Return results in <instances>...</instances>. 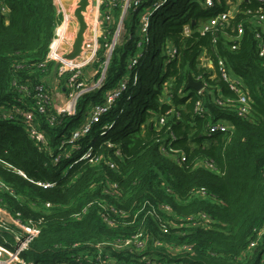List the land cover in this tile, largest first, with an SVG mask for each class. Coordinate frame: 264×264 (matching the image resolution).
<instances>
[{
	"label": "trees",
	"instance_id": "16d2710c",
	"mask_svg": "<svg viewBox=\"0 0 264 264\" xmlns=\"http://www.w3.org/2000/svg\"><path fill=\"white\" fill-rule=\"evenodd\" d=\"M227 1L235 0H214L211 9H204L202 0H168L164 6L167 49L160 66L155 65L150 40V45H144L137 68L125 78L126 90L93 125L91 134L81 142L82 148L77 145L79 150H71L66 140L88 119L92 106L104 101L105 92L124 79L127 60L135 54L138 40L132 26L127 31L130 39L112 52L102 89L79 97L75 115H57L50 107H46V115L36 114L35 123L46 144L29 139L20 121L0 118V182L9 188L0 189V207L12 214L20 213L23 220L40 222L38 236L20 255L25 263L85 264L76 259L86 252H97L94 245L142 232L148 237L145 253L134 251L128 255L136 263L159 257L164 264H264V234L257 238L264 227V60L257 55L255 27L247 14L261 8L264 15V6L256 0L237 3L227 29L229 38L217 31L214 44L215 36L201 35L198 27L230 9ZM2 2L8 13L0 15V106L17 105L21 110H30L37 85L50 87L47 81L54 78L67 89L69 74L56 78L57 69L55 74L54 64L49 62L44 70L39 68L46 60L58 15L53 0ZM148 3L143 0L141 10ZM238 24L244 30L232 50L231 39ZM185 25L191 30L188 36L183 34ZM101 45L94 62L97 69L104 59V43ZM170 47L176 55L168 62ZM204 52L213 62L212 71L199 65ZM219 58L248 90L249 118H239L233 110L213 103L217 90L233 96L217 74ZM197 75H202L208 88L202 96L207 112L204 117L194 114L197 97L186 88L187 78ZM16 86L26 87L27 93H18ZM161 116L166 117L163 126L158 124ZM52 117L55 120L50 123ZM219 119L232 127L231 133L207 136L208 121ZM108 125L111 128L105 137L111 147L95 148L92 156L98 162L79 161L89 137ZM170 134L175 137L171 146L185 154L182 164L163 156L156 142H165ZM201 160H211L217 173L196 167ZM109 162L114 163V169ZM14 171L22 172L24 177ZM200 189L205 190L204 197L195 195ZM145 202L168 205L172 214L163 219L174 228L166 234L158 230L153 219L144 217L149 207L130 228L109 229L102 220L104 204L129 211L132 216ZM201 214L209 219L208 225ZM158 240L163 246L156 248L154 242ZM252 240H257V245L249 250ZM169 246L178 247V252L173 254ZM123 254L113 256L128 260Z\"/></svg>",
	"mask_w": 264,
	"mask_h": 264
},
{
	"label": "built area",
	"instance_id": "2783aa9c",
	"mask_svg": "<svg viewBox=\"0 0 264 264\" xmlns=\"http://www.w3.org/2000/svg\"><path fill=\"white\" fill-rule=\"evenodd\" d=\"M143 0H99L97 9H101L104 12L102 16L104 19L100 21V17H94V24L96 26V32L98 30V26L104 28L103 32H107V27H109L113 23V14L112 10L115 9L118 5L121 7L120 16L118 24L112 34L111 39L108 43L104 44L106 49V56L104 61L100 63L99 70L100 76L97 78L96 82L92 84V86L88 89H84L75 95L72 96V103H76L79 97L83 96L85 93L90 91L100 90L103 86V81L105 79L106 69L108 66V62L111 58L112 52L116 46L121 45L123 42H126L127 38L130 39V33H128L125 29L124 21L130 13H135L137 15V29L138 40L135 41V54L132 57H129L127 60L126 68H125V76L119 85L110 91H108L104 95V101L100 104H95L92 106L90 110L89 117L86 121H84L79 127L74 129L69 137L66 140V144L71 147V150L77 149L80 147L77 145H81L83 139H85L92 132L93 125H96L100 122L101 117L106 114L114 105L116 100H118L127 88V75L133 73V71L137 68L139 60L142 57V53L144 52V45H150V39L148 37L149 30L152 22L153 16L162 9L167 3L168 0H150L149 5L140 12L142 7ZM258 4L264 6V0H256ZM54 6L56 8V14L61 13L63 11V6L61 5V0H53ZM202 4L204 9H211L214 5V0H202ZM229 4V3H227ZM8 9L5 4L0 0V15H7ZM234 11L228 9L225 12L217 14L215 17L210 18L205 23L201 24L198 27V31L201 35L210 34L215 36L213 43L215 44L217 38V31L224 37H228L227 29L230 28V20L234 16ZM97 14V12L95 13ZM250 17V24L255 27L254 38L256 41L257 55L260 59L264 60V15L262 14V9L259 8L257 12H247ZM97 20V21H96ZM243 26L241 24L237 25V29L234 31V37L232 40L231 49L234 50L237 47L238 41L243 34ZM191 30L188 25L184 26L183 34L188 36ZM233 32V31H232ZM70 35L68 34V26L67 21L65 20L63 23L58 22L54 28V34L52 41L49 45V50L46 55V60L43 64L39 65V68L45 69V65L47 62L53 63L54 67L57 69V74L59 76L67 75V86L68 90L72 91L74 89L79 91V88H82L80 79L82 77V73L84 67L86 65V61L80 57L81 54L70 57L66 55V50L62 47L63 44L68 41L71 42ZM95 44L97 45V34L95 36ZM93 48V56L96 51ZM176 55V50L170 47L168 49L167 56L169 57V61H171ZM92 59V57H91ZM200 66L206 70H214V65L212 60L206 56V53H202L199 57ZM216 71L220 76V79L224 81L228 89L233 93V96L228 97L222 95V93L217 90L216 93L213 94V103L221 109H229L233 110L237 117L246 119L251 115V101L250 96L248 94V90L242 83L241 79L236 78L227 68L225 62L222 59H218L216 62ZM98 74V73H97ZM211 79L214 78L213 75L208 76ZM135 81V79H134ZM194 82H200L202 84V89L198 92H194L197 97L194 105V114L198 117H204V113L206 115V110L204 112V104L202 100L203 92L206 91L207 84L205 80L202 78V75H197L193 78ZM48 87L45 85H37L35 87L36 94L34 96V100H32L33 104L30 110H21L17 105L12 106L11 108L0 106V118L4 121H20L22 127L26 128L28 137L32 141L39 144H46L44 135L39 132L37 129V125L35 123L36 114L46 115V107L48 106V101L50 102V97L47 95ZM18 93L25 95L27 93V88L23 86H16ZM212 91V90H211ZM48 100V101H47ZM20 103V100L17 101ZM56 110V109H55ZM57 115L58 111L56 110ZM75 112L68 113L64 116H73ZM170 112L167 113V115ZM62 116V115H61ZM165 116H161L158 120V124L163 126L165 124ZM55 118H50L49 122H54ZM111 128V125L104 126L103 130L97 134L96 136H90L87 141V145L84 146L83 154L79 158V161H88V162H98L96 157L92 156V153L95 151V148L100 147L101 145H106L111 147V143L108 139L105 138L107 131ZM232 127H230L224 120H217V122L212 123L208 121L206 124V135L211 136L213 134L218 133H231ZM101 139V140H99ZM175 141V137L170 134V139L163 142L162 140H157L156 142L160 143V151L161 154L167 158H170L174 163L182 164L186 161L185 154L178 149H174L171 145L172 142ZM116 156H120L118 152L115 153ZM69 157V154L67 155ZM2 166L7 167L8 165L1 163ZM108 166L111 169L115 168L114 163L109 162ZM196 167H203L209 171L216 172L215 167L213 166V162L211 160H201L198 161L195 165ZM16 174L24 177L22 172L14 171ZM217 173V172H216ZM48 185H43V187H47ZM4 188L5 190H9L7 186L0 182V189ZM198 197H204L206 195L204 189L198 190L195 193ZM146 207L149 209L146 210L144 217L149 216L156 222L158 230H160L163 234L169 232V227L167 223L171 225L170 222L163 219L165 215L168 216L172 214L171 208L162 203H157L155 206L150 202H145L140 209H138L134 215H130L129 211H118L114 208L110 207L107 204H104L102 208L104 209V213L101 214L102 220L105 225L109 229L116 228H130L135 226V221L137 216L143 212ZM85 212V209L83 210ZM112 215L114 218H110ZM129 218L131 220L126 222ZM200 218L202 221H205V224L208 225L209 219L201 214ZM120 220V221H119ZM122 220V221H121ZM190 220V219H189ZM7 224H6V223ZM40 222L34 220H23L20 213L12 214L7 209L0 207V264H29L25 263L20 255L23 254L26 250H28L31 242L38 236L40 229L38 224ZM174 228V227H172ZM264 234V227L257 234V238H260L261 235ZM148 237L144 235L142 232H138L132 235L130 238H120L117 239L113 243H101L94 245L93 248L97 250V252H86L83 257H78L76 262L81 263V261L85 262V264H140L132 261V259L128 258V255L132 254V252H140L145 253V247L147 244ZM156 248L162 247L158 241L154 242ZM257 240H252L249 243L248 249L252 250L256 247ZM168 249L173 253L178 252V247L169 246ZM183 249H188L184 247ZM113 251V252H112ZM113 253H124V257L128 258V260L120 261L117 260ZM6 255L8 260H2L1 257ZM152 255V254H150ZM160 258H148L142 264H164L159 262Z\"/></svg>",
	"mask_w": 264,
	"mask_h": 264
},
{
	"label": "rangeland",
	"instance_id": "374dc122",
	"mask_svg": "<svg viewBox=\"0 0 264 264\" xmlns=\"http://www.w3.org/2000/svg\"><path fill=\"white\" fill-rule=\"evenodd\" d=\"M91 1L93 2V4L90 5V7L86 13L88 18L92 17V11L94 8V1L96 3V0H91ZM240 1L241 0H235L232 2L230 1V3L232 4L230 7L233 6L235 8L236 4L239 3ZM234 12H236V11H234ZM166 16H167V12L165 11V8L163 7L162 9L157 11V13L153 16L152 22H151V23H153V25H152L153 32L151 33V36H150L151 54L155 55L156 67L160 66L161 60L163 59V57L165 55V51L167 49V42H166L167 38H166V35L164 32V19ZM129 19H130V17H129ZM129 19L125 22L126 26L129 24ZM90 21H91V19H90ZM89 25H90V28L93 26V24H89V23H84V26L82 28L77 26V33H80V36L78 34H75L76 32H74L73 35L70 37L71 42L68 41L66 44L64 43L62 46L66 50L65 51L67 53L66 55H68L70 57H75V56L81 54L80 57H82L87 62L85 67H84L85 72L82 73V77L80 79V83L82 85L81 86L82 88H79V91L76 89L70 91V90H68L69 85L67 86L66 90H65V88H60L57 86V87H55V93H56V96H58V98H55V99H53L52 94H51V89H50L51 86L47 88L48 89L47 95L50 97V102L47 100L48 106L51 109H56L58 111V114L62 115V116L76 111L75 102L73 104L72 100H71L72 96L75 95L76 93L84 90V89L90 88L92 86V84L94 82H96V80L99 76V74L94 73V71H96L95 68H93V70H92V64L96 61V58H98V52L101 51L102 45L98 42L99 46L97 45L98 47H96V51H95V54L93 56V47H92L93 46V40L91 38L85 37L86 34H85V36H84V34H82L85 29H89ZM126 31H128V28H126ZM106 54L107 53H106V49H105L102 52V57L104 59H105ZM91 57H92V59H91ZM104 59H103V61H104ZM55 70H56V68H55ZM55 72L56 71H54V73ZM58 77H60L59 74L56 75V78H58ZM121 81H122V79H121ZM118 85H119V83H118ZM64 87H66V86H64ZM62 90H63V92H62ZM107 92H105V94ZM98 131L99 130L95 131L94 136H96ZM105 138L107 139V137H105ZM99 140H101V139H99ZM0 228H1V226H0ZM1 259L2 260H8V257L6 255H3L1 257Z\"/></svg>",
	"mask_w": 264,
	"mask_h": 264
},
{
	"label": "crops",
	"instance_id": "0c3cea01",
	"mask_svg": "<svg viewBox=\"0 0 264 264\" xmlns=\"http://www.w3.org/2000/svg\"><path fill=\"white\" fill-rule=\"evenodd\" d=\"M146 1H150V0H146ZM94 3H95V1H94ZM227 3H229L228 5H230V6L232 5L230 3V1H227ZM91 4H93V2L91 0H61V5L63 6V11L61 13L57 14L58 15V22L63 23L65 20L67 21L68 34L70 36H72L74 32H76L75 34H78L80 36V33H77V26L82 28L84 26V23H89L88 16L86 15V13H87ZM230 9L232 11H237V6H235V8L232 6V7H230ZM120 11H121V7H119V5L115 9L112 10L114 21L109 27L105 28V29H107V32H103L104 28L102 26H101V31H100V26L97 27L99 30L96 33L97 34V44H98V42L100 44H101V42H103L104 44L109 42V40L111 39L112 34L116 28V25L118 24ZM141 11L142 10H140V12ZM96 12H97V14H95ZM103 15H104V12L102 11V7L100 10L97 9V7H94L93 11H92V17H90V19L94 20L95 16L97 17L96 19H98L101 16L99 19H100V21H102L104 19L102 17ZM129 17H130V19H129ZM128 19H129V24L126 26L125 22ZM133 19H135L134 25H133ZM124 25H125V29L126 28L129 29V27L132 26L136 31V29H137V15L135 13L129 14L124 21ZM88 30L89 29H85L84 32L82 33V34H84V36L86 34L85 37H87V38H89V36L87 34ZM98 46H99V44H98ZM92 47L95 50V47H96L95 39H93V46ZM93 68H95V70H96V71H94V73L97 74L99 69H97L95 67L94 63L92 64V70H93ZM54 71H56V70L54 69ZM83 72H85V70H83ZM55 74H56V72H55ZM47 84L49 86H51L50 89H51V94H52L53 99L58 98V96H56V93H55V87H57V86L60 88H64V87L62 85H60V83L57 82L54 78L52 80L47 81ZM62 92H63V90H62Z\"/></svg>",
	"mask_w": 264,
	"mask_h": 264
},
{
	"label": "water",
	"instance_id": "95a60500",
	"mask_svg": "<svg viewBox=\"0 0 264 264\" xmlns=\"http://www.w3.org/2000/svg\"><path fill=\"white\" fill-rule=\"evenodd\" d=\"M186 88L192 89L194 92H198L202 89V84L200 82H194L192 78L188 77Z\"/></svg>",
	"mask_w": 264,
	"mask_h": 264
},
{
	"label": "bare ground",
	"instance_id": "6f19581e",
	"mask_svg": "<svg viewBox=\"0 0 264 264\" xmlns=\"http://www.w3.org/2000/svg\"><path fill=\"white\" fill-rule=\"evenodd\" d=\"M98 2H99V0H96V3H94L95 4L94 7H97ZM88 19H89V23L90 24H93V26L91 28L89 26V30H88L87 34H88L89 38H91L93 40V39H95V35L97 33L96 32V26L94 24V20H91L90 21V17Z\"/></svg>",
	"mask_w": 264,
	"mask_h": 264
}]
</instances>
